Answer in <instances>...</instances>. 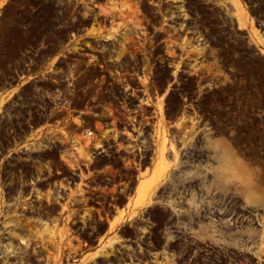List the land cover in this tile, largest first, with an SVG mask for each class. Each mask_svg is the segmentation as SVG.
Instances as JSON below:
<instances>
[{"label": "rangeland", "instance_id": "rangeland-1", "mask_svg": "<svg viewBox=\"0 0 264 264\" xmlns=\"http://www.w3.org/2000/svg\"><path fill=\"white\" fill-rule=\"evenodd\" d=\"M17 67H31L19 72L31 78H10ZM136 74L149 86L142 103L161 112L158 138L174 150L166 151L169 167L150 202L133 213L136 195L126 210L117 207L121 223L177 219L200 225L196 233L213 241L251 239L254 226H264V205H245L215 185L204 171L210 153L202 145L223 136L258 166L264 182V0H0L1 126L12 127L14 116L19 128L28 116L39 128H62L80 116L93 121L94 111L120 105L121 93L106 91L102 81L133 75L136 85ZM26 78L30 83L18 84ZM149 162L142 180L161 164L157 152ZM162 190L169 207L178 193L177 214L165 221L140 213ZM235 225L243 227L230 232Z\"/></svg>", "mask_w": 264, "mask_h": 264}, {"label": "flooded vegetation", "instance_id": "flooded-vegetation-1", "mask_svg": "<svg viewBox=\"0 0 264 264\" xmlns=\"http://www.w3.org/2000/svg\"><path fill=\"white\" fill-rule=\"evenodd\" d=\"M72 68L81 67L65 70ZM30 69L13 68L8 76L20 82L31 77L19 72ZM63 76L65 81L69 75ZM15 118L12 127L0 125V264H264L260 223L245 241L236 235L213 241L196 233L200 225L177 219L110 225L117 207L126 209L136 196L148 164L134 161L114 136L108 145L81 151L72 126L77 119L66 118L62 128H39L28 116L27 127L19 128ZM164 191L139 212L165 215V221L176 215L179 195L169 207ZM84 216L96 222L85 223Z\"/></svg>", "mask_w": 264, "mask_h": 264}, {"label": "built area", "instance_id": "built-area-1", "mask_svg": "<svg viewBox=\"0 0 264 264\" xmlns=\"http://www.w3.org/2000/svg\"><path fill=\"white\" fill-rule=\"evenodd\" d=\"M128 76L117 79L106 77L102 81L106 91L115 93L117 90L121 93L120 105L94 111L93 121L80 116L72 126L79 135L77 144L83 151L108 145L114 136L115 142L125 146L126 152L134 161L149 164L157 150L156 120L161 116V112L149 102L142 103L149 93L148 83L141 81V77L145 75L136 74V85L132 84L134 76ZM85 87H88V84L79 89Z\"/></svg>", "mask_w": 264, "mask_h": 264}, {"label": "clouds", "instance_id": "clouds-1", "mask_svg": "<svg viewBox=\"0 0 264 264\" xmlns=\"http://www.w3.org/2000/svg\"><path fill=\"white\" fill-rule=\"evenodd\" d=\"M202 149L210 153L204 171L224 190H231L245 205H264V182L261 171L244 158L223 136H208Z\"/></svg>", "mask_w": 264, "mask_h": 264}, {"label": "bare ground", "instance_id": "bare-ground-1", "mask_svg": "<svg viewBox=\"0 0 264 264\" xmlns=\"http://www.w3.org/2000/svg\"><path fill=\"white\" fill-rule=\"evenodd\" d=\"M115 31L116 30H114V32ZM158 119L156 120V123L158 122ZM159 129H160V127L157 124V132H158ZM158 134H159V132H158ZM168 148L174 150V147H173L172 144L168 145V140L165 137L161 138V140H160V137H159L158 138V142H157V149H158V155H159V159H160L161 164L157 165V167L155 169V173H154V175L151 178L139 181V183H138V185L136 187V195H137V197L132 202L133 209H132L131 212H133V213L136 212L137 209H139L140 207H142V206H144V205H146V204H148L150 202V193H151L152 189L156 186V184L159 182V180L164 176L165 172L167 171V168L169 167V165L166 164V161H167L166 160L167 159L166 151L168 150ZM81 151H82V149H81ZM146 172H147V169H146V171L142 172L143 175ZM123 213L124 212L121 211L120 216H118L115 220L111 221L110 225H114V224H116L118 222L123 221L124 220Z\"/></svg>", "mask_w": 264, "mask_h": 264}, {"label": "crops", "instance_id": "crops-1", "mask_svg": "<svg viewBox=\"0 0 264 264\" xmlns=\"http://www.w3.org/2000/svg\"><path fill=\"white\" fill-rule=\"evenodd\" d=\"M156 152H157V154H158V149L156 150ZM148 167H152V165H149V164H148ZM146 169H147V168H146ZM146 169H144L143 171H146ZM143 171H141V172H143ZM141 172H140V173H141ZM141 178H142V176H140V174H139V179L142 180ZM138 181H139V180H138ZM135 195H136V194H135ZM127 204H128V203H127ZM126 207H127V206H126ZM121 210H123V209H121ZM124 210H126V209H124ZM120 214H121V211L119 212L118 215H117V213H116V216H114V218H113V219L111 218L112 220H111V219H110V220H111V221L115 220L118 216H120ZM111 221H110V223H111ZM118 223H121V222H118ZM118 223H116V224H118Z\"/></svg>", "mask_w": 264, "mask_h": 264}]
</instances>
